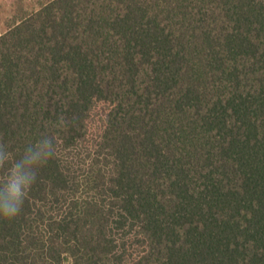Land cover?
<instances>
[{"label": "trees", "instance_id": "trees-1", "mask_svg": "<svg viewBox=\"0 0 264 264\" xmlns=\"http://www.w3.org/2000/svg\"><path fill=\"white\" fill-rule=\"evenodd\" d=\"M41 134L0 264H264V0H36L0 31V140Z\"/></svg>", "mask_w": 264, "mask_h": 264}, {"label": "clouds", "instance_id": "clouds-1", "mask_svg": "<svg viewBox=\"0 0 264 264\" xmlns=\"http://www.w3.org/2000/svg\"><path fill=\"white\" fill-rule=\"evenodd\" d=\"M58 121L54 128H62ZM55 137L41 134L39 139L29 142L18 158L9 145L0 140V219L11 221L22 211L25 199L36 183L39 170L54 158Z\"/></svg>", "mask_w": 264, "mask_h": 264}, {"label": "rangeland", "instance_id": "rangeland-1", "mask_svg": "<svg viewBox=\"0 0 264 264\" xmlns=\"http://www.w3.org/2000/svg\"><path fill=\"white\" fill-rule=\"evenodd\" d=\"M36 0H0V31L3 32L16 15L34 6Z\"/></svg>", "mask_w": 264, "mask_h": 264}]
</instances>
